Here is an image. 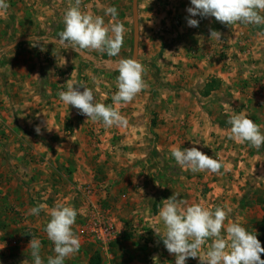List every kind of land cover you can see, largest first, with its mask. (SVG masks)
I'll use <instances>...</instances> for the list:
<instances>
[{
    "label": "rangeland",
    "instance_id": "1",
    "mask_svg": "<svg viewBox=\"0 0 264 264\" xmlns=\"http://www.w3.org/2000/svg\"><path fill=\"white\" fill-rule=\"evenodd\" d=\"M6 2L9 7L0 15V60L9 58L7 54H25L26 61H37L40 67L35 80L25 79V116H21L25 121L17 120L15 110L7 115L8 110L1 107L4 99L0 101V142L20 139L24 145L18 152L24 160L20 166L9 159L12 169L23 172L19 179L23 185L14 196L21 210L14 208L5 224L0 211V264H23L25 260L33 264L28 249L32 237L41 241L43 264L55 256L54 244L44 229L50 220L47 209L57 203L78 213L73 232L80 248L65 258L64 264H90L96 253L101 254L103 264H175L176 259L152 229L164 231L159 211L162 201L174 192L189 205L230 209L228 219L256 234L264 247V145L257 150L248 142H235L227 123L232 115L244 112L264 133V77H259L257 70L255 75L249 72V57L236 68L240 61L224 44L227 38L221 36L214 60L217 72L222 73L218 79L209 74V68L204 74L194 63L182 66L189 55L184 44L193 43L183 31L187 3L138 0V60L145 68L147 87L132 102L115 105L112 96L118 91L119 73L112 66L133 57V0H81L79 6L81 12L102 17L106 26L114 22L124 25V42L117 56L97 50L76 53L51 43L59 39L65 13L75 0ZM113 6L118 12L115 21L106 14ZM156 20L167 30L156 31ZM247 25L244 31L247 27H253V32L264 30V24ZM24 38L30 41L8 50ZM238 38L236 46L242 49L258 39L248 33H240ZM196 54L191 55L194 60L200 58ZM69 79L91 88L96 102L116 108L127 123L107 127L87 121L76 108L65 105L58 93L67 90ZM212 81L217 82L215 93L204 98L205 87ZM9 119L11 123L4 124ZM173 146H195L222 166L215 173L182 170L171 155ZM9 151L5 147L2 153L19 158L13 149ZM39 204H46L47 209L38 216L29 215L28 210ZM98 223L112 227L115 239L97 243L93 230ZM210 243L199 255H204ZM186 264L201 262L199 257L188 258Z\"/></svg>",
    "mask_w": 264,
    "mask_h": 264
},
{
    "label": "clouds",
    "instance_id": "2",
    "mask_svg": "<svg viewBox=\"0 0 264 264\" xmlns=\"http://www.w3.org/2000/svg\"><path fill=\"white\" fill-rule=\"evenodd\" d=\"M191 7L187 25L198 27L199 21L191 17H214L216 21L228 26L237 22L243 24H264V0H190ZM81 0H75L64 16V30L59 39L51 42L58 43L63 48L76 53L85 50L107 52L109 56H117L124 42V25L114 22L106 26L102 17L81 12ZM9 7L6 0H0V15ZM106 14L115 21L117 9L109 7ZM111 33V35H110ZM222 33L210 30V39L221 40ZM117 89L112 96L113 103L120 105L130 103L138 93L147 87L143 74V64L134 57L120 59L117 63ZM72 75V73H71ZM83 89L81 91L80 89ZM60 100L68 106L76 108L81 115L93 122H102L107 127L123 126L126 119L111 105L96 102L93 90L86 85H78L72 80L67 81V90L58 93ZM227 123L230 127V138L237 143L248 142L257 150L264 145V133L260 126L248 118L244 112L232 115ZM36 132L40 133L37 127ZM197 144V143H196ZM171 155L182 170L193 173L209 171L218 172L221 163L212 156L193 146L181 149L173 146ZM179 194L173 193L162 201L159 217L164 225V231L152 228L159 236L167 251L175 254V264H186L188 258L199 257L201 264H264L261 254L264 247L257 239V235L250 233L239 222L228 219L229 210L217 206L214 210L202 204H187L178 199ZM46 204H39L28 210L29 215L38 216L46 210ZM50 220L44 231L54 244L55 256L48 257L47 264H64L65 258L79 251L80 240L73 232V225L77 217V210L71 206L57 203L47 209ZM226 220L228 221L225 226ZM222 231L226 235H222ZM208 244V250L203 256L201 249ZM41 241L32 237L28 249H31L33 264H43L40 256ZM23 264H28L25 260Z\"/></svg>",
    "mask_w": 264,
    "mask_h": 264
},
{
    "label": "crops",
    "instance_id": "3",
    "mask_svg": "<svg viewBox=\"0 0 264 264\" xmlns=\"http://www.w3.org/2000/svg\"><path fill=\"white\" fill-rule=\"evenodd\" d=\"M185 2L187 4L184 9L185 24L183 25V31L186 35L191 36L193 43L189 41L184 44V46H186L187 54L189 55L183 58L187 64H183L182 66L187 67L189 64L194 63L200 68L198 69L200 70V72L202 71L205 74L207 73L206 70L209 68V71L211 70V72L208 71L209 74L212 75V77L215 76V79L219 78V74L222 73L217 72L218 68L215 65L216 63L214 61L218 58V51L216 50L218 48L219 41H217L215 38L210 39V30H216L221 32L224 38H227V40H225L226 43L224 44L228 45L227 47H230V51H235V54L240 61L237 62L236 68H241V64L239 63H244V61L247 60V57H249V61L247 60L248 64L246 65L247 68H250L249 72L252 75H255V71L257 70L256 74H258L259 77H264V71L263 73H261L260 71V69L264 70V43H262L264 42V30L256 28L258 31L256 30L255 32H253V27H247L248 31L247 29L244 31V28H246L245 26H248L247 24L245 25L243 23L237 22L233 25L228 26L216 21L214 17L204 18L200 16L191 17L199 21V26L189 27L187 25V18L189 17V13L186 11V9L188 7H191V3L190 0H185ZM155 22L156 25L154 26V28L156 29V31L161 29L167 30V26H164L165 28H161V26H159L160 24H162L160 21L156 20ZM153 25L154 23L151 24L152 27ZM246 32L249 35H253V40L255 38H258L257 43L255 42L254 44H247L248 50H246L247 48L242 49L236 46L237 40L239 39V34H247ZM187 38L188 36L186 37V39ZM244 50H246V53H244ZM17 51H19V49ZM196 53H198V55L200 56L198 60H194V57L191 56L194 54L196 57ZM241 54H244L245 56ZM6 56L9 58H3L2 60H0V86H3L0 89V101L4 99L5 102L1 107H5V109L8 110L7 115L13 114V110H15V114H18L17 120H20L19 122L21 123V120L25 121V118H21V116H25V79L31 78V82L35 80L40 64L37 63V61H26L25 54H7ZM234 62L236 63V61ZM235 63L230 64V66L234 67ZM203 66L205 67V70ZM235 71L238 73V69H236ZM204 74L201 73L200 75L203 76ZM233 80L234 78H232V81ZM233 82H236V80ZM262 82H264V79L262 80ZM214 93L215 91L212 92L211 95ZM211 95L207 98H210ZM1 112L3 113V111ZM11 120L12 119H9L8 121H6V123L1 120V123L4 122V124L9 125L11 123ZM12 126L14 127L13 124ZM5 147L6 151L13 149L14 152L17 153L16 155L19 158H16L15 155L10 156L7 153L3 154L2 152L5 150ZM22 147H24V145L22 144V141H20V139L10 140L8 142H0V203H2V206H0V211L3 212L2 221L4 224L7 221L11 220L9 214L14 208L16 210H21V204L20 202L17 203L14 200V196L18 189L21 190V187L23 185L19 181V179L22 178L21 175H23V172L21 169L18 171L12 169V161L9 159H14L16 161V163L14 164L20 166L19 164L24 162L23 158H21L22 154L18 153L22 151ZM36 187L38 186L35 185L34 188L36 189ZM170 257L172 259H176L175 254H170Z\"/></svg>",
    "mask_w": 264,
    "mask_h": 264
},
{
    "label": "water",
    "instance_id": "4",
    "mask_svg": "<svg viewBox=\"0 0 264 264\" xmlns=\"http://www.w3.org/2000/svg\"><path fill=\"white\" fill-rule=\"evenodd\" d=\"M133 20H134V50L133 57L138 59L139 55V41H140V26H139V5L138 0H133ZM30 39L24 38L15 42L8 50L16 49L19 45L29 42ZM91 60V59H89ZM92 61V60H91ZM113 69L117 70V66L113 65Z\"/></svg>",
    "mask_w": 264,
    "mask_h": 264
},
{
    "label": "built area",
    "instance_id": "5",
    "mask_svg": "<svg viewBox=\"0 0 264 264\" xmlns=\"http://www.w3.org/2000/svg\"><path fill=\"white\" fill-rule=\"evenodd\" d=\"M116 231L112 227H108L106 223H98L94 225L93 238L97 243H107L116 237Z\"/></svg>",
    "mask_w": 264,
    "mask_h": 264
},
{
    "label": "trees",
    "instance_id": "6",
    "mask_svg": "<svg viewBox=\"0 0 264 264\" xmlns=\"http://www.w3.org/2000/svg\"><path fill=\"white\" fill-rule=\"evenodd\" d=\"M68 50L72 51L71 49H68ZM216 83H217L216 81H212V82H209L206 85V87H205V93L203 94L204 95V98L209 97L211 95V93L216 90L215 87H214V85H216ZM262 205H263V213H264V199L262 201ZM261 225H262V228L264 229V217H263V220H262V224ZM90 264H103V260H102L101 254L100 253H96L91 258Z\"/></svg>",
    "mask_w": 264,
    "mask_h": 264
}]
</instances>
